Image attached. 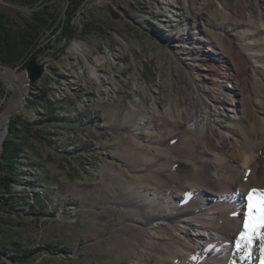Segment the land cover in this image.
I'll list each match as a JSON object with an SVG mask.
<instances>
[{
    "label": "rangeland",
    "instance_id": "obj_1",
    "mask_svg": "<svg viewBox=\"0 0 264 264\" xmlns=\"http://www.w3.org/2000/svg\"><path fill=\"white\" fill-rule=\"evenodd\" d=\"M69 1L0 0L44 65H0V151L9 115L51 139L28 138L14 192L39 201L0 208V264H261L264 241H236L264 191V0H85L67 42ZM200 109L229 143L191 127Z\"/></svg>",
    "mask_w": 264,
    "mask_h": 264
},
{
    "label": "trees",
    "instance_id": "obj_2",
    "mask_svg": "<svg viewBox=\"0 0 264 264\" xmlns=\"http://www.w3.org/2000/svg\"><path fill=\"white\" fill-rule=\"evenodd\" d=\"M84 1H69L66 17L62 23L63 39L67 42L73 40L78 34L72 21ZM30 43L23 36L12 37L9 31L3 29V26L0 24V65L12 66L17 62H21L22 69H26L29 62L35 57L34 50L28 58L22 60L24 50L34 49V45L30 46ZM37 99V101L29 100V103L48 107L44 94L37 96ZM52 120L53 118L48 120L47 123ZM46 133V126L42 127L38 122L28 123L21 121L17 117L10 120L7 136L1 144L0 151V208L2 210L11 213L19 205L28 207L30 211L36 208L35 203L39 201L38 193H33L30 197L25 192H14V187L16 185L25 186L19 179L20 171L18 170V166L22 163L23 153L29 146L28 138L33 137L50 143L51 139L46 137ZM25 165L34 167L33 171L37 172V164L25 162Z\"/></svg>",
    "mask_w": 264,
    "mask_h": 264
},
{
    "label": "bare ground",
    "instance_id": "obj_3",
    "mask_svg": "<svg viewBox=\"0 0 264 264\" xmlns=\"http://www.w3.org/2000/svg\"><path fill=\"white\" fill-rule=\"evenodd\" d=\"M222 101L223 102L217 103V106H214L215 107V109H213L214 118H218V117H227L229 119L237 118L238 117V114H237L238 106L235 103V100L231 99L229 101L227 100H222ZM190 123H191V127L194 129H198L202 131L207 130V132L209 131L212 134V136L215 138L214 140H216L217 145L229 143V140H230L229 134L222 132L218 127H216L213 124L212 118L210 117L209 113L207 114L201 109L197 110L191 116ZM3 129H4V126L2 130ZM263 175H264V172H263ZM193 230L195 234H193L192 236L195 240L203 241L204 239H207V237L213 238V236H215L214 231L203 229L202 226H197ZM260 242L261 240H257V245L261 244Z\"/></svg>",
    "mask_w": 264,
    "mask_h": 264
},
{
    "label": "snow or ice",
    "instance_id": "obj_4",
    "mask_svg": "<svg viewBox=\"0 0 264 264\" xmlns=\"http://www.w3.org/2000/svg\"><path fill=\"white\" fill-rule=\"evenodd\" d=\"M264 191L251 190L247 195L243 230L236 241L238 250L249 247L255 240L264 241ZM261 264H264V244L261 245Z\"/></svg>",
    "mask_w": 264,
    "mask_h": 264
},
{
    "label": "water",
    "instance_id": "obj_5",
    "mask_svg": "<svg viewBox=\"0 0 264 264\" xmlns=\"http://www.w3.org/2000/svg\"><path fill=\"white\" fill-rule=\"evenodd\" d=\"M26 70H27V73H28V75H29V77H30V82H31V83H34V82H36L37 80H39V79L42 77L43 72H44V65H43V63H42L40 60H38L37 58H33V59L29 62V64H28ZM7 73H9L8 70H6V71L3 72V73H0V75H3V76H4V75H6ZM9 118H10V115H9V116L7 117V119H6V125H5V127H4V129H3V133H4V134L8 132V126H9V122H10Z\"/></svg>",
    "mask_w": 264,
    "mask_h": 264
}]
</instances>
